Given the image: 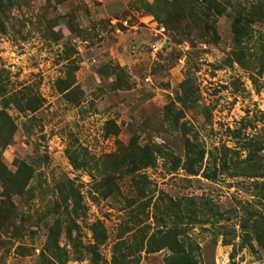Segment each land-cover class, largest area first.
I'll use <instances>...</instances> for the list:
<instances>
[{
    "label": "rangeland",
    "instance_id": "374dc122",
    "mask_svg": "<svg viewBox=\"0 0 264 264\" xmlns=\"http://www.w3.org/2000/svg\"><path fill=\"white\" fill-rule=\"evenodd\" d=\"M216 1L10 0L0 264H264V16Z\"/></svg>",
    "mask_w": 264,
    "mask_h": 264
},
{
    "label": "trees",
    "instance_id": "16d2710c",
    "mask_svg": "<svg viewBox=\"0 0 264 264\" xmlns=\"http://www.w3.org/2000/svg\"><path fill=\"white\" fill-rule=\"evenodd\" d=\"M261 0H255L247 5H238L239 9L236 11V18L233 21V28L234 30H237L241 27V21L244 20V23L249 21H254L262 18L264 16V11L262 8L264 7V4L261 3ZM10 5V0H0V19L2 17H5V13ZM206 7L207 9L214 10L217 13H222L225 8L219 4L216 0H206ZM210 12V11H209ZM208 12V13H209ZM243 17V18H242ZM243 23V24H244ZM5 30V25L3 21L0 20V31ZM187 171L191 174H197L199 169L197 166L200 165L202 158L197 157H190L187 155Z\"/></svg>",
    "mask_w": 264,
    "mask_h": 264
}]
</instances>
